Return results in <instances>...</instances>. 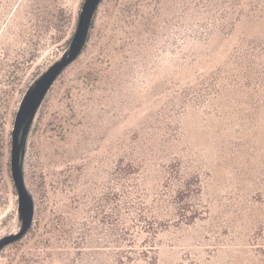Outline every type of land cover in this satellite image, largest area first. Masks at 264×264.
Returning a JSON list of instances; mask_svg holds the SVG:
<instances>
[{
  "label": "rangeland",
  "instance_id": "374dc122",
  "mask_svg": "<svg viewBox=\"0 0 264 264\" xmlns=\"http://www.w3.org/2000/svg\"><path fill=\"white\" fill-rule=\"evenodd\" d=\"M0 122V264H264V0H0Z\"/></svg>",
  "mask_w": 264,
  "mask_h": 264
},
{
  "label": "trees",
  "instance_id": "16d2710c",
  "mask_svg": "<svg viewBox=\"0 0 264 264\" xmlns=\"http://www.w3.org/2000/svg\"><path fill=\"white\" fill-rule=\"evenodd\" d=\"M94 23V18L92 19V21H91V26H92V24ZM0 124H1V122H0ZM2 154H3V136L2 135H0V177L2 176V161H1V157H2ZM13 159V158H12ZM8 165H9V167H10V177L12 178V180H13V184H14V186L16 187V189H17V192H18V187H17V184H16V180H15V177H14V173H13V160L12 161H10L9 163H8ZM23 236V235H22ZM21 236V237H22ZM17 239H19V238H17ZM16 240V239H15Z\"/></svg>",
  "mask_w": 264,
  "mask_h": 264
},
{
  "label": "water",
  "instance_id": "95a60500",
  "mask_svg": "<svg viewBox=\"0 0 264 264\" xmlns=\"http://www.w3.org/2000/svg\"><path fill=\"white\" fill-rule=\"evenodd\" d=\"M13 162H14V160H13ZM13 173H14V167H13ZM14 177H15V174H14ZM15 180H16V177H15ZM16 184H17V181H16ZM17 187H18V185H17ZM32 216H33V214L31 213V216H30V217H32ZM30 225H31V223H30ZM30 225H29V226H30ZM29 226H28V227H29ZM28 227L26 228V230H28ZM26 230H25V232H26ZM25 232H24V233H25ZM24 233H23V234H24ZM23 234H22V235H23ZM22 235H20L18 238H20ZM15 239H17V237H16V238H12V239H10V240H6L5 243L8 244V243L14 241Z\"/></svg>",
  "mask_w": 264,
  "mask_h": 264
}]
</instances>
